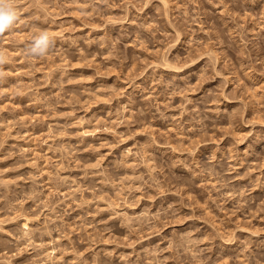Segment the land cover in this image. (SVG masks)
<instances>
[{"label": "rangeland", "instance_id": "1", "mask_svg": "<svg viewBox=\"0 0 264 264\" xmlns=\"http://www.w3.org/2000/svg\"><path fill=\"white\" fill-rule=\"evenodd\" d=\"M13 3L0 264H264V0Z\"/></svg>", "mask_w": 264, "mask_h": 264}, {"label": "clouds", "instance_id": "2", "mask_svg": "<svg viewBox=\"0 0 264 264\" xmlns=\"http://www.w3.org/2000/svg\"><path fill=\"white\" fill-rule=\"evenodd\" d=\"M17 20L18 13L14 6L13 0H0V33L9 29ZM47 47L48 35L47 33H44L35 41L32 51L35 52L37 48L46 50Z\"/></svg>", "mask_w": 264, "mask_h": 264}, {"label": "bare ground", "instance_id": "3", "mask_svg": "<svg viewBox=\"0 0 264 264\" xmlns=\"http://www.w3.org/2000/svg\"><path fill=\"white\" fill-rule=\"evenodd\" d=\"M28 221H29V218L27 217V218H25V220L22 222V226L24 227V229H26V231H27V228H29L30 227V225L28 224ZM29 225V226H28ZM28 226V227H27ZM27 227V228H26ZM46 248V247H45ZM49 248H51V247H49ZM50 254V253H49Z\"/></svg>", "mask_w": 264, "mask_h": 264}]
</instances>
